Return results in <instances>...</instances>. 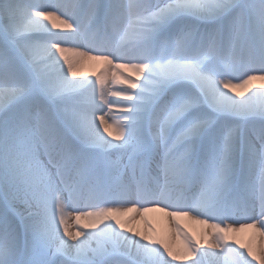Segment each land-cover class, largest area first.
Instances as JSON below:
<instances>
[{
	"label": "snow or ice",
	"instance_id": "snow-or-ice-1",
	"mask_svg": "<svg viewBox=\"0 0 264 264\" xmlns=\"http://www.w3.org/2000/svg\"><path fill=\"white\" fill-rule=\"evenodd\" d=\"M253 262L264 0H0V264Z\"/></svg>",
	"mask_w": 264,
	"mask_h": 264
},
{
	"label": "bare ground",
	"instance_id": "bare-ground-1",
	"mask_svg": "<svg viewBox=\"0 0 264 264\" xmlns=\"http://www.w3.org/2000/svg\"><path fill=\"white\" fill-rule=\"evenodd\" d=\"M52 24L57 25L56 28H53V32H58L60 34H64L60 32V29L62 25H60L59 20L53 19L51 22ZM51 27V24H50ZM108 68V65L104 64L103 62H95V61H88L84 63L83 67L81 68V71L84 73V77L88 79L95 80L96 76L100 75L101 72H104ZM124 71V70H121ZM129 74L128 72H125V74ZM101 79L105 81V87L111 86V75L109 73H105L104 76H101ZM261 82L256 81L253 82V85L251 86L253 91L259 89V85ZM115 87H120L121 85L117 83L114 85ZM238 91H244V89H238ZM248 94V93H247ZM109 99H118L116 97H109ZM113 114L119 116V112L116 108H113L112 110ZM146 219L152 224V226L161 234H166L169 239H174L177 244H179V237L174 234V231L171 228V225L168 223L167 218L161 216L159 213H151L148 214ZM73 225V230H75V222H71ZM180 226L188 231L189 233L193 235H198L202 230L203 226L196 224L192 221L188 220H182L179 222ZM142 226V225H141ZM178 237V238H177ZM238 238L241 243L248 244L251 243L253 247H256L258 245L259 237L256 236L255 239H253V234L251 232L248 233H241L238 234ZM253 264H256V262H253Z\"/></svg>",
	"mask_w": 264,
	"mask_h": 264
},
{
	"label": "rangeland",
	"instance_id": "rangeland-1",
	"mask_svg": "<svg viewBox=\"0 0 264 264\" xmlns=\"http://www.w3.org/2000/svg\"><path fill=\"white\" fill-rule=\"evenodd\" d=\"M125 75H129V74L126 73ZM133 78H134V77H133ZM252 90H253V89H252ZM248 94H250V93H248ZM74 227H76V225H75ZM177 238H178V237H177ZM178 239H179V238H178Z\"/></svg>",
	"mask_w": 264,
	"mask_h": 264
}]
</instances>
